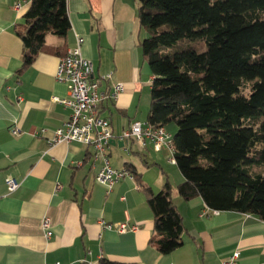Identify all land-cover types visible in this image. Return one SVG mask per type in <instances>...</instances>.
I'll return each instance as SVG.
<instances>
[{"label": "crops", "instance_id": "obj_1", "mask_svg": "<svg viewBox=\"0 0 264 264\" xmlns=\"http://www.w3.org/2000/svg\"><path fill=\"white\" fill-rule=\"evenodd\" d=\"M30 5L31 0H0V264H99L103 258L122 264H222L236 250L239 264H264V220L238 211L202 216L201 197L186 201L179 194L185 177L166 146L111 143L112 167L133 171L134 178L121 179L107 192L96 182L92 145L49 142L71 114L53 100L69 97L55 73L79 37L100 89L109 93L116 82L125 85L115 101L100 104L116 140L133 122L148 120L153 73L140 47L146 34L139 28L137 0H67L69 34H49L44 50L21 71L25 47L18 30ZM16 127L18 135L12 133ZM9 176L20 182L12 192ZM167 181L187 231L180 248L162 254L151 242L161 234L144 185L158 192ZM45 216L52 222L50 239L42 226ZM102 220L140 228L119 232L103 227Z\"/></svg>", "mask_w": 264, "mask_h": 264}, {"label": "trees", "instance_id": "obj_2", "mask_svg": "<svg viewBox=\"0 0 264 264\" xmlns=\"http://www.w3.org/2000/svg\"><path fill=\"white\" fill-rule=\"evenodd\" d=\"M137 2L146 34L140 47L153 73L147 119L177 127L175 159L185 177L179 194L264 220V0ZM71 27L67 0H31L18 30L20 70L32 65L49 34L67 37ZM173 188L169 181L158 192L144 185L161 234L151 242L162 254L180 248L187 231Z\"/></svg>", "mask_w": 264, "mask_h": 264}, {"label": "built area", "instance_id": "obj_3", "mask_svg": "<svg viewBox=\"0 0 264 264\" xmlns=\"http://www.w3.org/2000/svg\"><path fill=\"white\" fill-rule=\"evenodd\" d=\"M84 38L79 37L74 47H70L67 53L60 58L55 78L58 82L64 83L68 87L69 97L61 98L54 96L53 100L62 103L71 110L69 118L56 128L53 136L49 139L51 144L80 142L92 145L95 150L93 156V167L96 171V182L103 185L107 192L111 191L115 184L125 177L134 178V174L128 169H116L110 163L109 147L114 136L111 123L108 118L100 114V104L105 99L116 100L120 93L125 89L123 82H116L111 92L106 93L100 89L101 81L93 78L94 63L92 59L83 54L82 47ZM111 74H106L105 78H111ZM22 100V96L18 97ZM47 132L42 128L41 134ZM15 135L20 134L18 127L12 129ZM119 139L125 142L135 141L140 146L146 147L148 142H152L156 150H161L166 146L170 150V161L175 159V142L168 134L165 126H154L148 120L135 121L130 127L126 128ZM102 159V164L97 165V161ZM9 191H15L20 182L9 176L6 178ZM60 188V185H58ZM221 211L205 208L202 216L220 214ZM105 228H115L119 232L137 231L139 225L131 222L108 223L101 221ZM42 226L46 238L50 239L53 235L52 222L49 216L42 220ZM240 252L234 251L222 264H239ZM60 264V263H57Z\"/></svg>", "mask_w": 264, "mask_h": 264}, {"label": "rangeland", "instance_id": "obj_4", "mask_svg": "<svg viewBox=\"0 0 264 264\" xmlns=\"http://www.w3.org/2000/svg\"><path fill=\"white\" fill-rule=\"evenodd\" d=\"M50 37H54L53 35H50ZM167 130H168V134H171V138L173 139L174 138V135H175V132L177 131V127H175V125H169L167 127ZM174 140V139H173ZM153 172H157L156 169H153Z\"/></svg>", "mask_w": 264, "mask_h": 264}, {"label": "water", "instance_id": "obj_5", "mask_svg": "<svg viewBox=\"0 0 264 264\" xmlns=\"http://www.w3.org/2000/svg\"><path fill=\"white\" fill-rule=\"evenodd\" d=\"M111 143H113V144H116V143H123V144H125V141H124V140H120V141H118V140H116L115 138H112V139H111Z\"/></svg>", "mask_w": 264, "mask_h": 264}]
</instances>
